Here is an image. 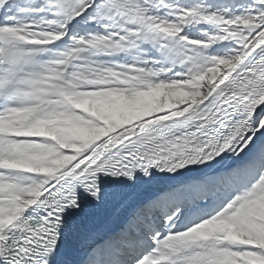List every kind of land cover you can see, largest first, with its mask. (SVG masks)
I'll use <instances>...</instances> for the list:
<instances>
[{
    "label": "snow or ice",
    "instance_id": "6c2138e0",
    "mask_svg": "<svg viewBox=\"0 0 264 264\" xmlns=\"http://www.w3.org/2000/svg\"><path fill=\"white\" fill-rule=\"evenodd\" d=\"M0 264H264V0H0Z\"/></svg>",
    "mask_w": 264,
    "mask_h": 264
}]
</instances>
